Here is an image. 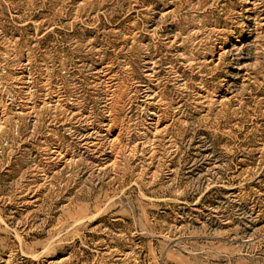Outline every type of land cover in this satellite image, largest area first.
I'll use <instances>...</instances> for the list:
<instances>
[{
  "label": "rangeland",
  "instance_id": "obj_1",
  "mask_svg": "<svg viewBox=\"0 0 264 264\" xmlns=\"http://www.w3.org/2000/svg\"><path fill=\"white\" fill-rule=\"evenodd\" d=\"M0 264H264V0H0Z\"/></svg>",
  "mask_w": 264,
  "mask_h": 264
}]
</instances>
